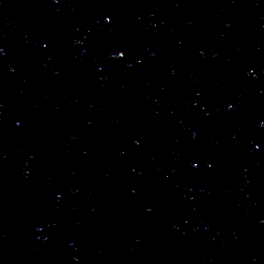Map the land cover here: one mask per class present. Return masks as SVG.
Segmentation results:
<instances>
[{
  "label": "water",
  "instance_id": "obj_1",
  "mask_svg": "<svg viewBox=\"0 0 264 264\" xmlns=\"http://www.w3.org/2000/svg\"><path fill=\"white\" fill-rule=\"evenodd\" d=\"M53 264H264V0H109Z\"/></svg>",
  "mask_w": 264,
  "mask_h": 264
}]
</instances>
